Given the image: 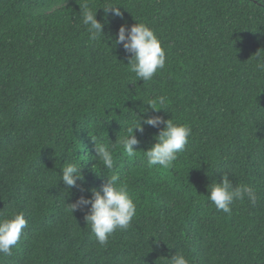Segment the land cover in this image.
Segmentation results:
<instances>
[{
    "label": "trees",
    "instance_id": "trees-1",
    "mask_svg": "<svg viewBox=\"0 0 264 264\" xmlns=\"http://www.w3.org/2000/svg\"><path fill=\"white\" fill-rule=\"evenodd\" d=\"M85 2L104 0H0V217L23 212L27 221L0 264H162L175 253L190 264H264V0H113L123 15L97 10L105 40L95 45L80 18ZM135 20L166 53L165 68L144 84L113 46ZM159 95L167 108L153 111L145 103ZM133 112L172 118L192 134L168 169L143 157L157 128L134 133L135 158L113 150L137 214L102 247L84 221L88 209L72 215L67 204L113 173L81 161V192L66 190L60 168L95 156L90 135L115 143ZM228 170L234 186L260 196L236 201L231 215L207 198Z\"/></svg>",
    "mask_w": 264,
    "mask_h": 264
},
{
    "label": "clouds",
    "instance_id": "clouds-1",
    "mask_svg": "<svg viewBox=\"0 0 264 264\" xmlns=\"http://www.w3.org/2000/svg\"><path fill=\"white\" fill-rule=\"evenodd\" d=\"M81 8V22L88 33L89 42L93 45L101 42V37L105 40L103 32L104 24L97 20V10L102 8L105 16L111 13L115 17H122L121 6L113 3V0H104L102 6H92L85 2ZM136 21V20H135ZM107 21H105L106 23ZM108 39H112L111 36ZM122 45L128 55L127 70L135 74V81L142 80L143 84L151 81L156 74L166 66V53L157 37L155 30L143 22H137L130 28L125 25L119 27L113 46ZM258 70H264V59L258 60ZM132 82V83H135ZM168 97L159 95L148 100L145 104L153 111L167 108ZM141 113H147L148 108H141ZM134 113V112H133ZM138 119L130 121L125 134L117 138L113 143H102L96 135H90L94 142L95 156H89L87 160L68 162L60 169V179L66 190L80 187L84 182L81 169V161L97 160L104 169L113 174L107 175V182L100 190L96 188L88 189L90 197L81 195L74 203L67 204V210L73 215L77 210L87 208L84 221L87 227L90 226L91 232L96 237L98 244L106 247L109 238L116 230L126 231L131 226L133 218L137 214V206L133 197L130 195L127 184L121 180L120 174L115 171V159L113 150L122 147L129 159L137 156L138 151L134 146L139 144L137 136L134 134L139 131L144 132V126H151L159 129L155 135V143L147 151L143 152L149 168L159 166L162 169L170 168L178 159L180 153L186 150L192 129L187 124L175 123L173 119L165 120L160 115H152L147 118L138 116ZM163 125V128H161ZM93 165L94 167L97 165ZM229 173L235 175L233 170L223 171L221 181H212L208 188L207 198L217 211H222L228 215L232 213V205L236 201H243L245 197L251 204H256L260 196L255 188L247 184L233 185L229 179ZM99 174V173H98ZM80 191L85 189L80 187ZM27 227V221L23 212H12L11 214L0 217V253L11 255L12 249L18 244L23 229ZM159 260L162 264H190L184 254L175 253L171 258L161 256Z\"/></svg>",
    "mask_w": 264,
    "mask_h": 264
}]
</instances>
